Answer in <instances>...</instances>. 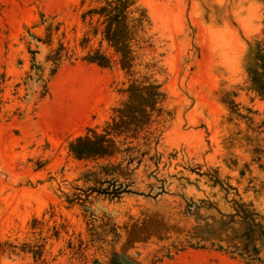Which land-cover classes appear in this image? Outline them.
Instances as JSON below:
<instances>
[{
    "label": "rangeland",
    "instance_id": "1",
    "mask_svg": "<svg viewBox=\"0 0 264 264\" xmlns=\"http://www.w3.org/2000/svg\"><path fill=\"white\" fill-rule=\"evenodd\" d=\"M138 2L157 104L83 43L98 0H0V264H264V0ZM122 122L112 158L70 152Z\"/></svg>",
    "mask_w": 264,
    "mask_h": 264
},
{
    "label": "trees",
    "instance_id": "2",
    "mask_svg": "<svg viewBox=\"0 0 264 264\" xmlns=\"http://www.w3.org/2000/svg\"><path fill=\"white\" fill-rule=\"evenodd\" d=\"M98 1L100 4L98 7L89 9L83 15V19L89 24V29L85 34L83 43L89 45L93 37L101 35L100 47L103 46V43H107L109 49L114 50V56L118 58V61L123 65L125 70H130L134 67L141 68L142 77L146 84L143 87V95L146 98L147 96H151L152 102L157 104L162 97V93L159 90L161 85H159L156 79H153L155 75L154 72L157 71L158 63L155 62L153 58H149V60L146 61L147 52L154 49L156 41L155 35L151 33L153 24L147 9L141 6L138 0ZM92 35L93 37H91ZM258 56L261 58L259 61L262 62L261 78L264 80V48L258 51ZM90 57L93 62L98 63L102 67H108L112 62V56L107 52L101 51V49L92 52ZM261 90L264 91V85L261 87ZM146 98L144 100L145 103H147ZM140 121L143 125L142 120ZM122 123L124 127L115 123L110 129H107L103 135L99 134L94 137L86 135L77 138L70 143V152L79 160L112 158L121 151V146L125 144L118 142L116 139L126 135L124 142H128L129 140L130 131L127 129V125H125L124 122ZM140 139L142 138L140 137L138 140ZM143 146L144 145L140 144L135 147H129L127 150H136L138 153H141ZM115 190L116 191L113 193L114 197L121 196L124 193H131L130 189H127V187L123 188L122 186ZM235 205L238 210L233 216V219L238 218L245 222L246 226L250 227L249 232L251 233L244 238L249 242L255 236V234L251 235L252 232L255 231V229L253 230L252 228L260 227V224H257L255 219L251 217L253 213L251 214L247 210H240L242 207L248 208L249 205L246 206V204H243V206L236 202ZM193 208V205H187V211H189V213L193 212ZM200 228L199 226L195 228V230L198 231ZM207 232L209 233V231H202L201 238H204ZM219 248L223 247L220 246ZM245 249L247 251L255 250L252 249L249 244ZM116 264L136 263L122 258L119 259Z\"/></svg>",
    "mask_w": 264,
    "mask_h": 264
}]
</instances>
